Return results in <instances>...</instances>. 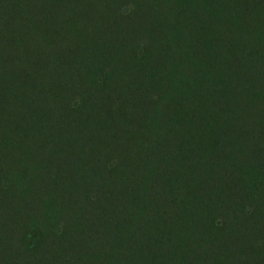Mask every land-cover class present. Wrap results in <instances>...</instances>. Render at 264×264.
I'll return each mask as SVG.
<instances>
[{
  "label": "trees",
  "instance_id": "trees-1",
  "mask_svg": "<svg viewBox=\"0 0 264 264\" xmlns=\"http://www.w3.org/2000/svg\"><path fill=\"white\" fill-rule=\"evenodd\" d=\"M0 264H264V0H0Z\"/></svg>",
  "mask_w": 264,
  "mask_h": 264
},
{
  "label": "rangeland",
  "instance_id": "rangeland-1",
  "mask_svg": "<svg viewBox=\"0 0 264 264\" xmlns=\"http://www.w3.org/2000/svg\"><path fill=\"white\" fill-rule=\"evenodd\" d=\"M38 236V233H36V232H32V237L33 238H36Z\"/></svg>",
  "mask_w": 264,
  "mask_h": 264
}]
</instances>
